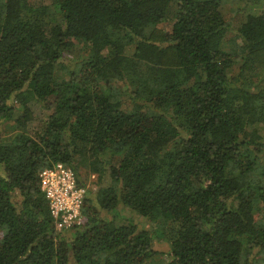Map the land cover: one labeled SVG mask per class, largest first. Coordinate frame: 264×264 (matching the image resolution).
Returning a JSON list of instances; mask_svg holds the SVG:
<instances>
[{
    "label": "trees",
    "instance_id": "trees-1",
    "mask_svg": "<svg viewBox=\"0 0 264 264\" xmlns=\"http://www.w3.org/2000/svg\"><path fill=\"white\" fill-rule=\"evenodd\" d=\"M262 5L246 1L230 38L221 0H0V127L15 130L0 137V264H255ZM34 101L48 113L32 135ZM57 162L98 177L63 231L40 184Z\"/></svg>",
    "mask_w": 264,
    "mask_h": 264
},
{
    "label": "built area",
    "instance_id": "built-area-1",
    "mask_svg": "<svg viewBox=\"0 0 264 264\" xmlns=\"http://www.w3.org/2000/svg\"><path fill=\"white\" fill-rule=\"evenodd\" d=\"M40 184L55 228L63 231L80 226L84 219L83 208L89 187L79 183L76 171L71 166L57 162L40 172Z\"/></svg>",
    "mask_w": 264,
    "mask_h": 264
},
{
    "label": "rangeland",
    "instance_id": "rangeland-1",
    "mask_svg": "<svg viewBox=\"0 0 264 264\" xmlns=\"http://www.w3.org/2000/svg\"><path fill=\"white\" fill-rule=\"evenodd\" d=\"M247 0H221L222 2V12L224 17L226 18L227 21L231 23L232 30L229 34V37H233L236 34V30L240 23L244 20L245 18V13L247 12V9L245 7V3ZM262 9H264V5H262ZM173 9L170 8L167 16L166 22L161 24V27L167 31H169L172 27L173 24ZM86 53L85 51L83 54ZM237 71V66L235 68ZM259 74L254 76V79L256 80H261L264 76V69L260 70L258 72ZM33 113H34V119L29 123V129L32 135H35V130L40 124V120L44 119L48 113L47 110H45L41 104L38 102L34 101L31 103ZM14 125V121L10 122L7 126L3 125L0 127V137L6 138L9 137L10 135L13 134L15 131L12 126ZM2 134V135H1ZM82 169V176H85V168ZM87 179V178H86ZM97 180L98 177L96 174H90L88 176L87 180V185L90 190L95 191L97 189ZM120 216L123 217H131L134 218L135 222L138 223L139 227H146V228H151L149 221L145 220L144 218L138 216L137 214L133 213L131 210L128 208H123L120 209ZM156 248L162 252H165L168 250V244L165 242L158 241L156 242ZM159 259H167L168 257L165 255L159 256ZM255 259L256 263L255 264H264V251L260 253H255Z\"/></svg>",
    "mask_w": 264,
    "mask_h": 264
}]
</instances>
